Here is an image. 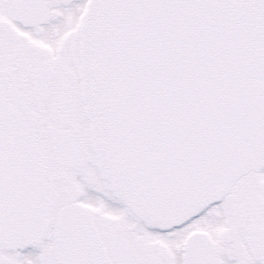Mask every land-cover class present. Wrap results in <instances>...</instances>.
Masks as SVG:
<instances>
[{"label": "snow or ice", "instance_id": "obj_1", "mask_svg": "<svg viewBox=\"0 0 264 264\" xmlns=\"http://www.w3.org/2000/svg\"><path fill=\"white\" fill-rule=\"evenodd\" d=\"M0 264H264V0H0Z\"/></svg>", "mask_w": 264, "mask_h": 264}]
</instances>
